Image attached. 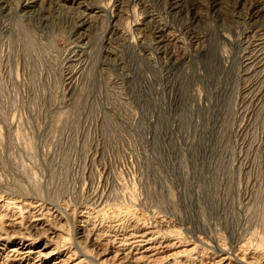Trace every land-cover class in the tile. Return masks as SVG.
Here are the masks:
<instances>
[{
  "label": "rangeland",
  "instance_id": "1",
  "mask_svg": "<svg viewBox=\"0 0 264 264\" xmlns=\"http://www.w3.org/2000/svg\"><path fill=\"white\" fill-rule=\"evenodd\" d=\"M25 1L0 0V264H264L262 0Z\"/></svg>",
  "mask_w": 264,
  "mask_h": 264
},
{
  "label": "bare ground",
  "instance_id": "2",
  "mask_svg": "<svg viewBox=\"0 0 264 264\" xmlns=\"http://www.w3.org/2000/svg\"><path fill=\"white\" fill-rule=\"evenodd\" d=\"M261 1V0H260ZM39 0H26L25 3H23V8L24 9H32L33 7L37 6ZM262 3H264V0L261 1ZM30 11V10H28ZM263 10H261L260 12H262ZM257 14V13H256ZM89 18V17H88ZM89 20H83L80 22L79 24V29H82L85 26H88V22ZM77 33V32H76ZM81 36L83 37V35L81 34ZM80 40V39H79ZM123 247V246H122ZM28 249V248H27ZM10 251H16V249H10ZM11 253V252H10ZM16 253V252H15ZM32 252H30L29 250L25 251L24 254L25 255H30ZM40 260V259H39ZM241 262L243 263V261L237 262V264H241Z\"/></svg>",
  "mask_w": 264,
  "mask_h": 264
}]
</instances>
